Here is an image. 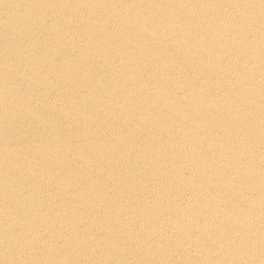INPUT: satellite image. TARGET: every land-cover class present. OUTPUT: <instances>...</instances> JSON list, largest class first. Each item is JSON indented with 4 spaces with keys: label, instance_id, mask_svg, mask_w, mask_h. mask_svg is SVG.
I'll return each instance as SVG.
<instances>
[{
    "label": "water",
    "instance_id": "1",
    "mask_svg": "<svg viewBox=\"0 0 264 264\" xmlns=\"http://www.w3.org/2000/svg\"><path fill=\"white\" fill-rule=\"evenodd\" d=\"M0 264H264V0H0Z\"/></svg>",
    "mask_w": 264,
    "mask_h": 264
}]
</instances>
